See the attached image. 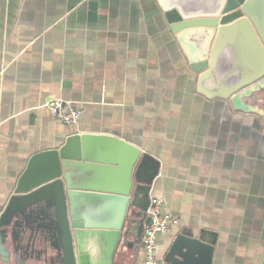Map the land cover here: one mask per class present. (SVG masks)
I'll return each instance as SVG.
<instances>
[{
    "label": "crops",
    "instance_id": "crops-1",
    "mask_svg": "<svg viewBox=\"0 0 264 264\" xmlns=\"http://www.w3.org/2000/svg\"><path fill=\"white\" fill-rule=\"evenodd\" d=\"M251 92H199L156 0H0V214L33 154L108 135L140 149L137 200L147 188L171 217L159 262L185 233L204 239L178 244L172 264H264V91ZM52 98L79 111L76 124L52 115ZM107 157L91 163L111 169L77 177L113 178ZM36 210L19 218L16 251L26 264L57 262L51 210ZM132 233L114 264L144 263Z\"/></svg>",
    "mask_w": 264,
    "mask_h": 264
},
{
    "label": "water",
    "instance_id": "water-1",
    "mask_svg": "<svg viewBox=\"0 0 264 264\" xmlns=\"http://www.w3.org/2000/svg\"><path fill=\"white\" fill-rule=\"evenodd\" d=\"M156 1L197 74L199 92L210 98L263 93L264 0ZM107 156L117 164L113 178L77 177L84 167L111 169L91 163L110 161ZM139 156V148L115 137L77 133L59 148L33 154L0 214V264H26L15 238L19 218L36 209L40 214L51 210L49 222L55 225L58 260L50 264H114L131 229L137 251L150 202L147 188L137 200L134 168ZM190 237L179 235L169 255L178 244L204 239ZM169 255L165 261L172 264Z\"/></svg>",
    "mask_w": 264,
    "mask_h": 264
},
{
    "label": "built area",
    "instance_id": "built-area-1",
    "mask_svg": "<svg viewBox=\"0 0 264 264\" xmlns=\"http://www.w3.org/2000/svg\"><path fill=\"white\" fill-rule=\"evenodd\" d=\"M52 115L64 124H76L79 111L72 108L69 102L60 98H52L43 104ZM163 200L160 198L150 199L146 210L143 233L140 240L141 251L144 255L143 264H162L155 257L156 236L169 230L171 217L163 211Z\"/></svg>",
    "mask_w": 264,
    "mask_h": 264
},
{
    "label": "flooded vegetation",
    "instance_id": "flooded-vegetation-1",
    "mask_svg": "<svg viewBox=\"0 0 264 264\" xmlns=\"http://www.w3.org/2000/svg\"><path fill=\"white\" fill-rule=\"evenodd\" d=\"M140 240H141V238H140Z\"/></svg>",
    "mask_w": 264,
    "mask_h": 264
}]
</instances>
